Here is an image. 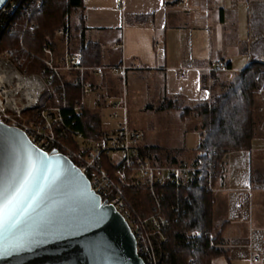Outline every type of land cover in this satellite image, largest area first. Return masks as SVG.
<instances>
[{
  "label": "crops",
  "instance_id": "0c3cea01",
  "mask_svg": "<svg viewBox=\"0 0 264 264\" xmlns=\"http://www.w3.org/2000/svg\"><path fill=\"white\" fill-rule=\"evenodd\" d=\"M80 19L84 34L71 52L81 54L83 42L97 44L101 54L103 71L86 72L91 92L111 67L125 64L118 73L149 77L160 104L179 97L193 105L211 98L217 80L264 64V0H83L72 21ZM219 63L225 67L214 69ZM89 102L100 114L101 98L95 108ZM259 119L251 149L227 153L215 180L214 226L219 232L225 224L226 253L214 264H264V113Z\"/></svg>",
  "mask_w": 264,
  "mask_h": 264
},
{
  "label": "trees",
  "instance_id": "16d2710c",
  "mask_svg": "<svg viewBox=\"0 0 264 264\" xmlns=\"http://www.w3.org/2000/svg\"><path fill=\"white\" fill-rule=\"evenodd\" d=\"M18 1L16 12L5 20L6 25L17 23L14 32L10 34L4 30L0 33V55H10L18 68L28 74H43L45 71L43 75L48 81L50 71L45 63V47L55 50L60 28L72 31V37L76 34L78 39H82L83 19L77 22H72V19L74 13L82 8L83 0ZM38 2L41 4L38 5ZM25 5H29L27 12L23 8ZM78 50L82 54L83 65L100 66L101 54L97 44L82 42ZM48 84L56 95H60L57 102L66 104L64 115L67 122L82 131L86 139H96L105 132L100 114L92 112L87 106L80 111L74 110L83 93L77 74L63 81L55 78ZM262 85L264 64L255 62L236 73L225 84L224 90L212 95L208 101L184 105L179 97L164 99L160 110H177L184 120L193 115L200 118V140L194 148V157L186 161L196 165H214L218 174L227 153L250 150L258 130L255 110L257 90ZM44 97L49 99L47 92L40 97L41 102ZM34 110L27 109L25 113ZM36 120L39 121V116ZM69 143L78 147L73 140ZM165 151V147L159 145L139 146L140 155L154 163L174 164L181 161ZM104 167L118 181L114 174L117 168L109 157L104 159ZM122 190L128 205L138 215L147 217L159 214L168 222V227L163 230L166 240H162L161 250H158L162 253L160 264H214L215 258L226 253L222 247V228L225 224L216 232L215 192L204 188L203 176L188 187L158 186L154 193L139 181L129 179L127 184L122 185Z\"/></svg>",
  "mask_w": 264,
  "mask_h": 264
},
{
  "label": "built area",
  "instance_id": "2783aa9c",
  "mask_svg": "<svg viewBox=\"0 0 264 264\" xmlns=\"http://www.w3.org/2000/svg\"><path fill=\"white\" fill-rule=\"evenodd\" d=\"M117 1L120 3L123 0ZM40 4L41 2H38V5ZM18 7V0H7L1 7L0 33L4 30L10 34L14 32L17 23L6 25L5 20L13 15ZM23 8L27 12L29 5H25ZM60 34H64V32L60 30ZM45 51L49 54V58L45 59L50 71L48 81H53L55 78L60 81H63L64 78L71 79L74 73L79 72L83 93L76 102L74 110H82L87 105L91 92L86 72L91 69L96 73H101L103 68L101 66L87 67L83 65L81 63L82 56L79 53L67 51L63 58H59L50 47H45ZM7 56L6 66L8 69L11 68L9 71L12 73L8 78L7 74L0 72V120L22 128L31 141L46 153H62L69 157L74 165L87 175L92 189L100 195L102 202L106 201L122 213L136 237L137 253L144 259L145 263L160 264L162 253L158 250H161L162 240H166L163 230L168 227V222L159 214L147 217L138 215L128 205L122 185L127 184L129 179H134L147 186L154 193L158 186L188 187L200 176H203L204 188L215 192L217 176L215 166L209 163L196 165L186 160L174 164H157L140 155L139 146L142 135L137 129L131 128L125 101L122 103L124 120L120 122L117 130L103 135L99 142L86 146L83 142L80 143L86 139L85 134L67 122L63 113L64 109L67 108L64 103L43 107L38 111L39 121L37 122L21 123L16 117L37 104L42 94L49 89L48 81L43 75L45 71L43 74L30 75L21 71L10 55ZM224 67L219 63L214 69H223ZM127 69L128 66L125 64L111 67V70L116 73L125 72ZM18 88L23 90V98H25L24 103L20 101L22 105H19V101L17 98L15 99L13 94V90ZM119 104V102H115L114 106ZM69 138L75 141L78 147L70 144ZM113 155H119L120 158L115 159ZM106 157H109L112 164L117 168L118 181L114 180L112 173L105 169L104 159ZM259 260L260 255L254 254L253 261L258 262Z\"/></svg>",
  "mask_w": 264,
  "mask_h": 264
},
{
  "label": "water",
  "instance_id": "95a60500",
  "mask_svg": "<svg viewBox=\"0 0 264 264\" xmlns=\"http://www.w3.org/2000/svg\"><path fill=\"white\" fill-rule=\"evenodd\" d=\"M6 2L0 0V9ZM29 153L60 176L21 231L0 235V264H146L122 213L102 202L69 157L46 153L22 128L1 120L0 192L7 189L18 159L22 172ZM16 242L23 245L19 250L10 246Z\"/></svg>",
  "mask_w": 264,
  "mask_h": 264
},
{
  "label": "rangeland",
  "instance_id": "374dc122",
  "mask_svg": "<svg viewBox=\"0 0 264 264\" xmlns=\"http://www.w3.org/2000/svg\"><path fill=\"white\" fill-rule=\"evenodd\" d=\"M60 30H62L64 34H60ZM71 34L72 31H67L65 28L59 29L56 37L57 47L55 50L51 49L59 58H63L67 51H74L71 47L75 49V44L79 39L77 37L78 35L73 34L74 36L72 37ZM7 57L6 54L0 55V72L7 74V77L10 78L12 72L9 71L11 68L9 67L8 69L6 66ZM48 58L49 54L46 52L45 59ZM77 76H79V72ZM230 77H232V75ZM230 81L231 79L223 81L217 80V85L211 88V94L213 96L220 94L224 90L225 84H228ZM48 87L49 89L45 92L49 95V99L44 97L43 102H41L39 98L37 104L29 108L35 110L33 112H23L22 115H18L16 117L18 121L27 124L29 122H37L36 118L39 110L48 105L56 106L59 104L57 102L59 94L56 95L49 84ZM13 94L15 99L17 98V101H19V105H22L20 101H22V103L25 101V98H23V90L18 88L17 90H13ZM124 96L127 100V117L129 124L131 128L137 129L141 133L142 144L163 146L166 149L165 152L169 153L171 156H176L180 160H189L194 157V148L199 143V135L202 131L200 128V118L193 115L189 119L184 120L177 110H160V93L158 90L153 89L149 77L133 73L128 74V76L116 72L110 73L101 88H97L90 92L89 104L91 107L95 108L94 100L96 99L101 98L103 102V105L97 110L101 114L105 132L96 139H85L80 141V143L83 142L85 144L84 146H86L99 142L103 135L113 133V131L115 132L117 130L120 122L124 120V114H122L124 112L122 107L123 104L120 103L124 99ZM115 102H119L120 104L114 106ZM38 106L39 108H37ZM255 111L257 114L258 129L260 123L259 113H264V85L257 90ZM71 140L72 139L69 138L70 142ZM164 155L167 154L165 153ZM113 157L115 159L120 158L119 155H113ZM114 174L118 180L117 173L115 172Z\"/></svg>",
  "mask_w": 264,
  "mask_h": 264
},
{
  "label": "snow or ice",
  "instance_id": "6c2138e0",
  "mask_svg": "<svg viewBox=\"0 0 264 264\" xmlns=\"http://www.w3.org/2000/svg\"><path fill=\"white\" fill-rule=\"evenodd\" d=\"M59 176L58 172L54 173L44 161H38L30 153L23 162L21 172L18 159L7 189L0 192V235L7 231L10 237H14L21 231L31 212L44 199L46 189L50 188ZM10 246L19 250L23 245L16 242Z\"/></svg>",
  "mask_w": 264,
  "mask_h": 264
},
{
  "label": "bare ground",
  "instance_id": "6f19581e",
  "mask_svg": "<svg viewBox=\"0 0 264 264\" xmlns=\"http://www.w3.org/2000/svg\"><path fill=\"white\" fill-rule=\"evenodd\" d=\"M66 110H67V109L64 110V114H65ZM66 114H67V113H66Z\"/></svg>",
  "mask_w": 264,
  "mask_h": 264
}]
</instances>
